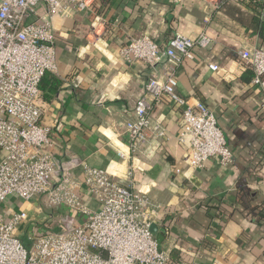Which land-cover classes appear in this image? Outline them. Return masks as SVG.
Returning <instances> with one entry per match:
<instances>
[{
  "label": "crops",
  "instance_id": "0c3cea01",
  "mask_svg": "<svg viewBox=\"0 0 264 264\" xmlns=\"http://www.w3.org/2000/svg\"><path fill=\"white\" fill-rule=\"evenodd\" d=\"M263 10L259 0H221L218 8L204 0H94L90 10L71 8L53 18L58 66L40 95L42 124L51 128L47 150L93 209L100 204L88 192L86 167L147 192L157 209L152 231L171 264H264V89L238 57L240 49H264ZM145 33L162 50L177 33L212 38L209 48L177 66L178 92L214 111L234 153L230 165L213 157L201 169L188 166L178 139L184 108L168 98L153 102L151 120L169 139L152 138L131 157L120 156L129 155L126 124L138 98L152 74L169 65L166 57L152 67L124 56L130 38ZM5 155L0 148V162ZM1 205L5 220L12 211L28 213L20 236L67 212L47 207L43 197Z\"/></svg>",
  "mask_w": 264,
  "mask_h": 264
},
{
  "label": "built area",
  "instance_id": "2783aa9c",
  "mask_svg": "<svg viewBox=\"0 0 264 264\" xmlns=\"http://www.w3.org/2000/svg\"><path fill=\"white\" fill-rule=\"evenodd\" d=\"M93 1L0 0V148L6 152L0 162V204L12 197L32 201L43 196L47 207L67 210L56 218L60 232L52 231V223L36 224L30 232V247L19 234L29 218L25 210L12 211L8 220L0 218V264L172 263L152 231L151 219L157 209L147 192L113 179L107 170L86 167L88 192L100 204L93 209L77 191L79 182L71 172H63L47 150L51 128L42 124L40 83L58 66L52 21L71 8L90 10ZM204 1L216 8L221 4V0ZM41 5L44 13L39 11ZM212 42L206 33L197 38L177 33L162 50L147 33L130 38L123 48L127 59L155 67L166 57L169 65L163 74H152L145 94L138 98L134 117L126 124L129 155L120 152L121 157H131L152 138L169 139L166 129L151 120L153 102L168 98L184 108L178 139L187 147L190 168L201 169L213 157L223 166L234 161L214 111L178 92L177 66L185 59H195L196 49L209 48ZM238 57L252 68L253 83L264 89V49H240ZM211 67L219 69L215 63Z\"/></svg>",
  "mask_w": 264,
  "mask_h": 264
},
{
  "label": "rangeland",
  "instance_id": "374dc122",
  "mask_svg": "<svg viewBox=\"0 0 264 264\" xmlns=\"http://www.w3.org/2000/svg\"><path fill=\"white\" fill-rule=\"evenodd\" d=\"M42 198L43 196H39L38 198ZM43 200H44V202H45V197H43ZM6 206L7 207H10V204L9 203H6ZM4 207L0 204V215H1V213L4 211ZM1 218V217H0ZM44 226H42V228H43ZM51 228H52V231H54V232H60V231H62V227L60 226V224L58 223V221H57V219L55 218V220H53V222H52V224H51ZM31 229V228H30ZM31 231H29L28 230V232L26 231V232H24L23 234H22V240H23V242H24V245L26 246V247H30V245L32 244V241L30 240V238H29V236H30V233Z\"/></svg>",
  "mask_w": 264,
  "mask_h": 264
},
{
  "label": "trees",
  "instance_id": "16d2710c",
  "mask_svg": "<svg viewBox=\"0 0 264 264\" xmlns=\"http://www.w3.org/2000/svg\"><path fill=\"white\" fill-rule=\"evenodd\" d=\"M262 33L264 34V26H263V30H262ZM46 75H47V73L45 74V76L42 78V80H41V83H40V89H44L46 86L45 85H43L44 83V78H46ZM49 80H52V78H50ZM55 78H53V80L51 81V83L52 84H54V82L55 83H57V81L55 80ZM50 91H54V88L52 89V88H48ZM52 222H50L49 224H51Z\"/></svg>",
  "mask_w": 264,
  "mask_h": 264
},
{
  "label": "water",
  "instance_id": "95a60500",
  "mask_svg": "<svg viewBox=\"0 0 264 264\" xmlns=\"http://www.w3.org/2000/svg\"><path fill=\"white\" fill-rule=\"evenodd\" d=\"M152 230H153V228H152Z\"/></svg>",
  "mask_w": 264,
  "mask_h": 264
}]
</instances>
